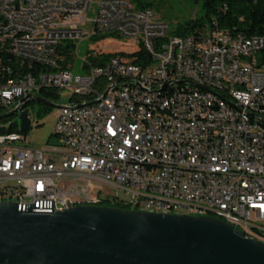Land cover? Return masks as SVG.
<instances>
[{"label":"built area","instance_id":"obj_1","mask_svg":"<svg viewBox=\"0 0 264 264\" xmlns=\"http://www.w3.org/2000/svg\"><path fill=\"white\" fill-rule=\"evenodd\" d=\"M175 29L153 9L124 12L117 0H0L5 112L42 89L58 98L71 91L56 108L55 142L47 147L22 144V132L0 133V202L36 213L127 203L219 218L264 242V60L263 72H250L248 62L214 54L223 46L259 58L264 35L235 40L217 20L185 36ZM107 37L138 39L142 48L128 51L145 50L150 66L101 61L103 47L81 57V41ZM186 50L202 56V67L182 58ZM7 56L15 69L4 64ZM77 58L84 74L73 72ZM35 60L48 62L41 79L17 77V67Z\"/></svg>","mask_w":264,"mask_h":264},{"label":"water","instance_id":"obj_2","mask_svg":"<svg viewBox=\"0 0 264 264\" xmlns=\"http://www.w3.org/2000/svg\"><path fill=\"white\" fill-rule=\"evenodd\" d=\"M60 107L39 94L0 114V133L15 115L33 126L28 102ZM83 104L79 105L82 106ZM0 264H264V242L211 216L107 205H78L54 213L19 211L0 202Z\"/></svg>","mask_w":264,"mask_h":264},{"label":"trees","instance_id":"obj_3","mask_svg":"<svg viewBox=\"0 0 264 264\" xmlns=\"http://www.w3.org/2000/svg\"><path fill=\"white\" fill-rule=\"evenodd\" d=\"M136 7L139 9H152L153 2L151 0H132ZM199 1V0H195ZM203 7L205 13L200 18L183 20L179 23L178 27L175 29L176 35L185 36L189 34H194L197 31H201L207 25H211L213 20H217L219 26L229 33L240 34L245 36H262L264 35V0H203ZM124 53V54H123ZM119 55H127L133 57L135 53H118ZM116 54V55H118ZM115 54L110 52H103V59L101 61H106L107 57ZM138 58L134 61L136 64H143L149 56L145 50H140L138 52ZM71 60V58H68ZM64 61V60H63ZM150 61V58L148 59ZM72 61H65L62 63L63 67L66 68L68 64ZM4 64L12 68H16V60L13 57H4ZM68 68V67H67ZM0 79L3 78L5 72L0 71ZM39 95L50 100H58V92L55 90L42 89ZM35 102L30 101L27 103L26 107H30ZM52 109L45 105V112ZM5 112V107L0 104V114ZM3 122H12L9 126V132H20L17 122H14L13 117L4 120ZM123 208V207H122Z\"/></svg>","mask_w":264,"mask_h":264},{"label":"rangeland","instance_id":"obj_4","mask_svg":"<svg viewBox=\"0 0 264 264\" xmlns=\"http://www.w3.org/2000/svg\"><path fill=\"white\" fill-rule=\"evenodd\" d=\"M97 1V0H94ZM153 2L152 9L155 14L163 21H166L170 25V30L178 27L179 23L183 20L200 18L204 15L205 10L203 7V0H151ZM92 9L89 13V17L96 15V2L93 3ZM81 57H85L86 51L92 49L99 50L103 47L106 52L119 51V50H134L141 49L140 41L138 39H132L122 41L121 39H114L113 37H107L102 41H95L92 39L83 40L80 42ZM258 60H264V53L258 54ZM82 59L77 58L76 67L73 69L75 74H84L85 71L81 68ZM71 96L70 90L60 91V98L56 102L58 105H63L69 102ZM34 124L32 128L25 134L27 139L22 144L34 147L42 148L47 147L49 142H55V138L52 136V132L56 123V108H52L45 112V105L35 102L30 106ZM13 120L20 125L18 116H14Z\"/></svg>","mask_w":264,"mask_h":264},{"label":"bare ground","instance_id":"obj_5","mask_svg":"<svg viewBox=\"0 0 264 264\" xmlns=\"http://www.w3.org/2000/svg\"><path fill=\"white\" fill-rule=\"evenodd\" d=\"M21 3H28V0H21ZM117 7H119V9L123 10L124 12L137 11V7L132 0H117ZM233 38L235 40H242V41L251 40V42H258V36L248 37L245 35L233 34ZM124 52L132 53L131 55H133L134 53L138 54V52H132V51H124ZM137 54L133 55V57H129L126 54L125 55L115 54L110 57H107V59H109V62L122 66H134V65H136V67L150 66V61H148L150 56L146 61H143L144 62L143 64H138V63L136 64L134 61L138 58ZM214 54H218V61H231L235 59L241 62H248V69H250V72H263V65L259 63L258 58H250V52H248V49L232 48V51L230 53V49H225V47L223 46H214ZM157 55H164V48H157ZM182 58L188 59V64L193 65V67H202V56L197 55V51L194 50L182 51ZM63 60H64V54H55V61H63ZM67 67L72 68V62H70ZM47 69H48L47 61L35 60L34 62L27 63L26 65H24V67H17V77L41 79V76L44 75V71H46ZM5 83H6V76H3V78L0 79V84H5ZM117 207L127 208V203H117ZM54 212H58V211H53L50 213H54Z\"/></svg>","mask_w":264,"mask_h":264},{"label":"flooded vegetation","instance_id":"obj_6","mask_svg":"<svg viewBox=\"0 0 264 264\" xmlns=\"http://www.w3.org/2000/svg\"><path fill=\"white\" fill-rule=\"evenodd\" d=\"M15 116H17V115H15ZM14 117V116H13Z\"/></svg>","mask_w":264,"mask_h":264}]
</instances>
